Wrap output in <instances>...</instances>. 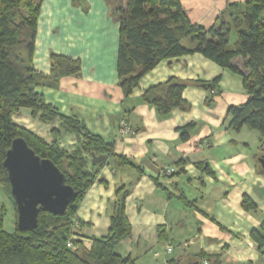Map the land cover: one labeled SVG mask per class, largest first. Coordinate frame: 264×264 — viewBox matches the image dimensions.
<instances>
[{"label":"crops","instance_id":"obj_1","mask_svg":"<svg viewBox=\"0 0 264 264\" xmlns=\"http://www.w3.org/2000/svg\"><path fill=\"white\" fill-rule=\"evenodd\" d=\"M114 1L41 0L35 42L38 71L49 74L53 53L82 61L80 75L38 92L61 113L77 116L93 135L112 144L116 155L136 166L110 158L101 169L77 212L75 233L81 246L90 249L93 238L108 234L112 205L122 189L128 191L132 236L116 250L135 264H264L251 236L264 220V149L258 135L249 144L241 139L244 128L231 130L227 114L230 106L249 98L242 76L195 53L161 61L126 97L117 73L120 22ZM181 2L192 23L210 29L228 8L246 0ZM170 77L207 83L220 77V95L213 98L205 88L188 86L182 96L190 108L162 117L143 101V94ZM121 119L131 134L120 133ZM14 120L48 141L53 140L51 130L59 127V122L33 118L30 110H21ZM184 128L189 129L186 140L181 137ZM77 144L74 134H63L62 147L71 151ZM166 167L174 168V174L166 175ZM245 198L256 212L243 207Z\"/></svg>","mask_w":264,"mask_h":264},{"label":"trees","instance_id":"obj_2","mask_svg":"<svg viewBox=\"0 0 264 264\" xmlns=\"http://www.w3.org/2000/svg\"><path fill=\"white\" fill-rule=\"evenodd\" d=\"M112 5L120 22L117 73L126 97L161 61L199 53L242 76L249 98L242 105L228 108L230 129L256 131L264 149V0L232 5L210 29L192 23L181 0H116ZM40 10L41 0H0V186L10 198L17 219L4 160L12 142L23 138L38 156L54 162L66 175V183L76 191L77 198L62 215L40 212L38 227L31 232L20 231L17 223L15 230L8 232L5 229L7 210L0 208V264H135L131 256H122L116 250L132 236V225L126 214L128 191H117L111 226L105 237L93 238L90 249L81 246L76 237L80 204L108 160L113 158L119 165L136 166L126 157L116 155L113 145L93 135L77 116L61 113L38 92V88H57L63 78L78 76L82 71L79 58L56 53L50 56L49 74L35 68ZM233 32L237 35L234 44ZM220 80L217 77L210 83L187 82L170 77L146 89L143 101L167 117L174 109L190 108L182 96L186 87L212 92ZM21 110H30L31 116L44 124L59 122V127L51 130L53 140L48 141L18 125L14 115ZM188 130H181L183 140L189 137ZM65 133L77 137L74 150L61 146ZM93 153L106 156L107 160L93 162ZM201 169L211 172L209 167L201 166ZM243 207L247 211L257 210L248 198ZM251 236L264 257V220ZM70 241L72 248L68 247Z\"/></svg>","mask_w":264,"mask_h":264},{"label":"water","instance_id":"obj_3","mask_svg":"<svg viewBox=\"0 0 264 264\" xmlns=\"http://www.w3.org/2000/svg\"><path fill=\"white\" fill-rule=\"evenodd\" d=\"M93 162L106 156L92 154ZM264 168V157L260 159ZM17 209V228L31 232L38 227L40 212L62 215L77 198L76 191L66 183V175L49 159L38 156L26 140L16 138L4 160Z\"/></svg>","mask_w":264,"mask_h":264},{"label":"rangeland","instance_id":"obj_4","mask_svg":"<svg viewBox=\"0 0 264 264\" xmlns=\"http://www.w3.org/2000/svg\"><path fill=\"white\" fill-rule=\"evenodd\" d=\"M232 44L235 43V41L237 40V35L235 32L232 33ZM243 136H241V139H245L249 144L251 143L252 144V141L253 139H255V137L258 135L259 137V134L254 131V130H251V129H248V128H244L243 130ZM6 208L9 209L11 211V214L13 216V222L11 224V216L10 214L8 213V211H6L5 213V229L12 233L14 230H15V227H16V223H17V219H16V214H15V210H14V206L10 200V198L7 196V194L2 190L1 186H0V208ZM178 250V248H177Z\"/></svg>","mask_w":264,"mask_h":264},{"label":"built area","instance_id":"obj_5","mask_svg":"<svg viewBox=\"0 0 264 264\" xmlns=\"http://www.w3.org/2000/svg\"><path fill=\"white\" fill-rule=\"evenodd\" d=\"M211 94H212L213 98L220 95L219 94V90H217V89L213 90L211 92ZM119 130H120V133L122 135H129V134L132 133V129H131L130 125L127 123V121L125 119H121L120 120V122H119ZM164 172H165L166 175H172L175 172V169L166 167ZM76 226H77V223H75V227ZM68 247L69 248L73 247V243L71 241L68 243ZM172 251H173V247H169L168 248V252L171 253ZM205 264H208V263H205Z\"/></svg>","mask_w":264,"mask_h":264}]
</instances>
